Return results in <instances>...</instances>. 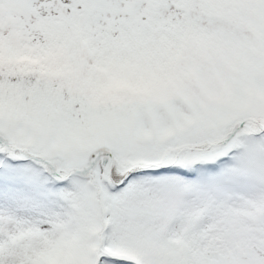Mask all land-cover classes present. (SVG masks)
<instances>
[{
    "label": "snow or ice",
    "instance_id": "1",
    "mask_svg": "<svg viewBox=\"0 0 264 264\" xmlns=\"http://www.w3.org/2000/svg\"><path fill=\"white\" fill-rule=\"evenodd\" d=\"M0 264H264V0H0Z\"/></svg>",
    "mask_w": 264,
    "mask_h": 264
}]
</instances>
